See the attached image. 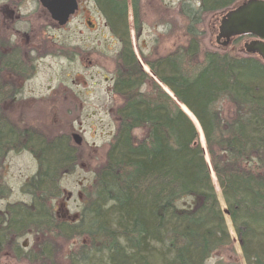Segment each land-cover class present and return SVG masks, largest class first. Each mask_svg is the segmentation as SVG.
Listing matches in <instances>:
<instances>
[{"label": "trees", "instance_id": "obj_1", "mask_svg": "<svg viewBox=\"0 0 264 264\" xmlns=\"http://www.w3.org/2000/svg\"><path fill=\"white\" fill-rule=\"evenodd\" d=\"M141 1L92 0L120 44L112 82L120 103L104 161L75 221L58 218L53 207L61 177L78 161L71 138L15 127L0 111V166L9 151L26 150L37 167L22 187L29 201L0 209V257L32 253L13 257L46 264L58 259L51 254L61 243L84 238L68 264H205L224 252L229 256L217 264H239L227 217L244 263L264 264V62L202 49L199 27L204 16L241 0H182L177 11L185 20V44L153 58L138 47L144 68L190 117L134 53L128 11L138 40ZM9 195L0 180V200ZM28 234L35 242L24 249L19 239Z\"/></svg>", "mask_w": 264, "mask_h": 264}, {"label": "rangeland", "instance_id": "obj_2", "mask_svg": "<svg viewBox=\"0 0 264 264\" xmlns=\"http://www.w3.org/2000/svg\"><path fill=\"white\" fill-rule=\"evenodd\" d=\"M7 1L9 0H0V12ZM14 1L22 2L21 11H27L16 23L17 28L27 30L30 27H43L40 32H35L33 45L37 46L40 58L36 62L35 76L26 85L30 93L25 94L26 98H37L35 103L41 111L5 112L18 127L30 126L47 138L60 134L71 138L76 146L78 161L72 172L61 177V195L53 201V207L58 218L75 221L83 204L85 189L93 183L95 169L104 161L108 144L116 129L113 110L120 103V99L112 91V80L120 44L106 27L92 0H78L77 12L66 24L59 27L52 24L37 0ZM180 1L182 0H142V28L138 40L135 37L133 17L129 8L127 22L130 41L144 71L148 68H144L146 64L139 56L138 47L146 57L153 58L166 55L177 46L185 44V20L177 11ZM227 10L203 17L199 26L204 33L201 48L225 49L233 55L245 54L243 44L249 41L250 37H245L238 43L232 42L226 47H221L215 41L219 21ZM7 21V17L0 13V29ZM25 21L26 23H23ZM63 50L69 51L70 56L63 55ZM54 90L62 92L60 94L79 96L81 111H64V108H61L64 104L62 100L56 106L58 100L52 102L49 99ZM73 134L79 136V144L73 141ZM36 168L34 157L26 150H13L5 154L0 166V180L9 189L10 195L0 200V209L8 202L29 201L30 197L23 192L22 187L36 172ZM215 182L219 192L218 194L215 188L218 199L220 196L219 203L224 207L217 181ZM227 219L225 217L234 255L239 264H245ZM84 241V238H76L70 243H61L56 257L59 259V256L66 255ZM34 242L35 236L31 234L19 239L24 249L33 247ZM9 254L7 252L0 257V264H19ZM228 254L229 252L216 253L207 259L205 264L224 261Z\"/></svg>", "mask_w": 264, "mask_h": 264}, {"label": "flooded vegetation", "instance_id": "obj_3", "mask_svg": "<svg viewBox=\"0 0 264 264\" xmlns=\"http://www.w3.org/2000/svg\"><path fill=\"white\" fill-rule=\"evenodd\" d=\"M40 5L39 1L37 0ZM23 6L22 2H16L14 0L7 1L6 4L1 8V12L3 13V17H7L8 21L5 22L4 26L0 29V98L2 102L0 104V111H41L39 105L35 103V99L33 97L26 98L25 94H29L30 92L27 90L26 85L33 79L36 74V62L38 58H40V54L35 43V32H40L43 29L42 26L38 27V29H33L30 27L29 29H20L16 27V23H18L21 16L25 15L27 11H21ZM40 7L46 12L49 16V13L40 5ZM79 8V3L77 0V9L74 14L77 12ZM68 18V21L71 16ZM53 25H59L56 21L50 18ZM67 21V22H68ZM66 22V23H67ZM23 23H26L23 22ZM65 23V24H66ZM90 25L91 23L88 22ZM45 56V54H42ZM113 82V80H112ZM54 93V94H53ZM51 97L49 98L52 102L58 100L56 106L61 102V108H64V111H81V100L79 96L75 94H60L62 92H53ZM65 105V106H64ZM7 120L9 123L13 124V126L18 127L11 119H9L8 115L5 113ZM23 127H27L26 125ZM30 127V126H28ZM21 128V127H19ZM74 135V134H73ZM72 135V138H73ZM74 139V138H73ZM74 141V140H73ZM59 253L51 254V256H58ZM33 256L35 254H26V253H10L9 256L15 260L13 256ZM70 255L67 253L66 255L59 256V259H56L54 262H44L46 264H68L66 257ZM63 257V258H62ZM15 260L19 264H41L38 262H29L22 260ZM21 262V263H20Z\"/></svg>", "mask_w": 264, "mask_h": 264}, {"label": "water", "instance_id": "obj_4", "mask_svg": "<svg viewBox=\"0 0 264 264\" xmlns=\"http://www.w3.org/2000/svg\"><path fill=\"white\" fill-rule=\"evenodd\" d=\"M38 1L49 13L50 18L56 21L59 25L65 24L68 21L69 16L74 14L77 9V0ZM244 35H250L253 37L252 40L243 44L244 52L247 55L258 56L264 62V0H241L229 8L219 21L215 41L221 47H226L233 38ZM146 72L181 108V104L175 99L173 94L163 88V85L156 79L150 70L148 69ZM199 131L200 137H203L200 128ZM73 138L76 144L80 143L78 135L74 134ZM203 149L210 172L213 173L206 153L205 144ZM223 212L227 215L225 209Z\"/></svg>", "mask_w": 264, "mask_h": 264}]
</instances>
